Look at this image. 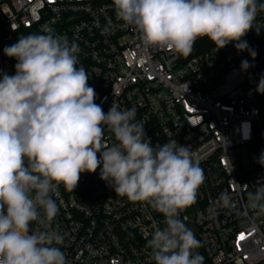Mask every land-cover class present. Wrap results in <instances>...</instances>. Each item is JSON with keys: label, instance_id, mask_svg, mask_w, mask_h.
I'll use <instances>...</instances> for the list:
<instances>
[{"label": "built area", "instance_id": "built-area-1", "mask_svg": "<svg viewBox=\"0 0 264 264\" xmlns=\"http://www.w3.org/2000/svg\"><path fill=\"white\" fill-rule=\"evenodd\" d=\"M259 31L243 38L256 52L234 44L215 48L198 39L187 57L146 48L134 26L120 21L112 0H0V78L15 74L5 46L51 28L80 48L77 67L88 72L96 103L137 109L153 146L176 140L191 148L204 170L196 202L180 214L201 242L204 264H264V214L249 207L248 193L264 183V12ZM200 48V51H196ZM251 65L241 69V61ZM105 143L114 137L105 129ZM102 167V165H101ZM95 173H83L74 191L53 193L59 212L52 227L76 264H154L147 241L165 227L150 205L116 195ZM232 197L224 205L222 193ZM33 228L37 225L33 224Z\"/></svg>", "mask_w": 264, "mask_h": 264}, {"label": "clouds", "instance_id": "clouds-1", "mask_svg": "<svg viewBox=\"0 0 264 264\" xmlns=\"http://www.w3.org/2000/svg\"><path fill=\"white\" fill-rule=\"evenodd\" d=\"M117 18L134 26L146 48L187 57L198 39L217 51L259 27L264 0H112ZM80 48L51 28L5 46L15 74L0 78V264H70L65 236L52 227L59 207L53 193L74 191L83 173H95L116 195L150 205L165 227L147 241L154 264H204L201 242L180 214L196 202L204 170L191 148L176 140L153 146L137 109L97 104L88 72L77 67ZM251 65L241 61L246 71ZM264 94V76L257 86ZM105 129L114 137L105 143ZM258 163L264 166V152ZM102 165V167H101ZM220 199L232 207V197ZM264 214V183L248 193ZM35 224L37 227L33 228Z\"/></svg>", "mask_w": 264, "mask_h": 264}, {"label": "water", "instance_id": "water-1", "mask_svg": "<svg viewBox=\"0 0 264 264\" xmlns=\"http://www.w3.org/2000/svg\"><path fill=\"white\" fill-rule=\"evenodd\" d=\"M187 226H188L189 228H192V229L195 231V233H196V230L194 229L195 227H193V225H192L191 223H188Z\"/></svg>", "mask_w": 264, "mask_h": 264}, {"label": "trees", "instance_id": "trees-1", "mask_svg": "<svg viewBox=\"0 0 264 264\" xmlns=\"http://www.w3.org/2000/svg\"><path fill=\"white\" fill-rule=\"evenodd\" d=\"M196 51H200V48H199V49H197Z\"/></svg>", "mask_w": 264, "mask_h": 264}, {"label": "rangeland", "instance_id": "rangeland-1", "mask_svg": "<svg viewBox=\"0 0 264 264\" xmlns=\"http://www.w3.org/2000/svg\"><path fill=\"white\" fill-rule=\"evenodd\" d=\"M72 264H76V263H72Z\"/></svg>", "mask_w": 264, "mask_h": 264}]
</instances>
